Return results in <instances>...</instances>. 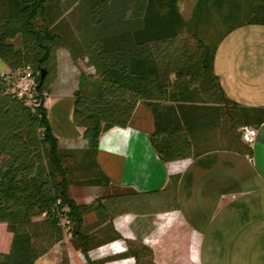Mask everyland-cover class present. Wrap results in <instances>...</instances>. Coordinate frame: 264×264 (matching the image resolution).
<instances>
[{
    "label": "trees",
    "instance_id": "trees-1",
    "mask_svg": "<svg viewBox=\"0 0 264 264\" xmlns=\"http://www.w3.org/2000/svg\"><path fill=\"white\" fill-rule=\"evenodd\" d=\"M180 1L0 0V61L8 68L0 74V240L3 232L10 235L6 248L0 244V264H36L66 237L86 257L123 238L106 199L77 204L69 189H121L97 162L100 140L127 128L140 103L153 113L150 141L164 164L219 150L253 157L242 128H260L264 107L228 98L215 60L231 33L264 26V0H197L188 20ZM61 49L91 70L81 74L72 112L83 148L62 147L45 106ZM27 68L37 83L36 106L14 89V74ZM180 177L171 176L165 189L135 192L140 209L134 213L177 207ZM111 202L118 206L115 198ZM90 215L94 220L86 223ZM126 242L124 252L88 264L130 258L156 264L150 247ZM61 264L70 261L64 256Z\"/></svg>",
    "mask_w": 264,
    "mask_h": 264
},
{
    "label": "crops",
    "instance_id": "crops-1",
    "mask_svg": "<svg viewBox=\"0 0 264 264\" xmlns=\"http://www.w3.org/2000/svg\"><path fill=\"white\" fill-rule=\"evenodd\" d=\"M263 46L264 26H246L231 33L216 55L215 73L226 96L246 107H264ZM79 75L71 54L61 49L58 52V76L46 97L45 106L51 127L64 148L86 146L83 131L72 122ZM154 129L152 111L145 103H140L127 128H115L102 136L97 162L111 184L148 193L165 189L170 177L179 174L181 177L173 195L177 207L173 204L165 206L154 214L179 213L186 223L190 222L205 234L201 251L204 264L252 262L247 255L250 251L253 262H262V253L259 256L256 250L260 244L257 234L264 232V124L258 128L252 158L219 150L197 159L167 164L159 160L151 144ZM177 163L179 166H175ZM154 214L144 216L152 218ZM116 219L113 221L115 229L123 232L128 240L139 234L148 244L154 234L155 222L151 220L146 222V228L131 222L128 230L123 231L117 226ZM173 223L166 227L174 226ZM176 227L178 224L174 229ZM129 233L132 236H128ZM3 235L8 243L10 235L4 232ZM125 250L119 244L110 254Z\"/></svg>",
    "mask_w": 264,
    "mask_h": 264
},
{
    "label": "rangeland",
    "instance_id": "rangeland-1",
    "mask_svg": "<svg viewBox=\"0 0 264 264\" xmlns=\"http://www.w3.org/2000/svg\"><path fill=\"white\" fill-rule=\"evenodd\" d=\"M196 2L197 0H181L179 2L181 13L186 20L190 18ZM261 49L264 50V46L261 47ZM65 50L69 52V50ZM75 64L79 69L80 77L82 73L89 74L91 72V70L86 66V63L84 61H77L75 62ZM5 66L6 65L0 61V74L5 72ZM76 128L81 131L80 128ZM53 132L55 134V131ZM175 166H179V164L177 163L175 164ZM119 188L121 189H117L115 187L99 189L88 187H70L69 195L77 204H85L86 202L94 198V200H96L97 198L106 199L107 202H105L108 204L110 210L114 213H112L113 221L114 219H116V217H118L116 216L117 213L122 212L123 210H128L129 213L123 214L118 219H116L117 226L119 227V229H123V231L128 230L129 224L131 222L136 226H140L141 228L142 226H145L146 228L148 226L146 222H149L150 220L152 222H155L154 234L148 239L149 245L145 243L143 237L139 234L133 235L134 239H130L129 241L136 245L144 244L150 247L153 250L154 262L156 264H204V262H202L201 251L203 249V240L205 238V234H201V232H199L190 222L186 223V221L182 219L184 217H180L179 213L176 212L169 214H159L158 216L154 214L155 216H153L152 218H146L144 215L135 214L134 212L139 211L140 209L139 206L136 205V201L138 200V198L135 195V192L138 191L131 187ZM114 198L117 201L118 206L111 204V201L114 200ZM119 198H121L122 200L130 199V201L133 202L130 204L121 203V199ZM151 205L152 204H150V206ZM93 220V215L87 216L85 218L86 223L93 222ZM173 221L174 226L178 224V228L176 227L174 229V226H172L173 228L166 227L167 224H170ZM119 233L122 234L123 237L121 240L115 241V243L113 242L110 245L103 247L102 249L92 251L89 254V257H86L84 253L73 249L69 241V237H66L63 243L64 245H58L57 247H55L54 250H52L49 254L40 259L37 264H61L62 258L64 256L69 259L70 264H88L90 260H103L111 256L109 254L113 252L114 247L116 250L119 244L123 245L126 249L129 248L128 243L126 242L128 240L127 237L123 235V232ZM128 236L132 235L129 233ZM257 240L260 244L259 249H257L256 251H258L257 255L262 253L261 256L259 255L260 261L262 260V262H253V258L251 257L252 251H247L248 260H251L252 262H243V264H264V232L262 234H257ZM0 242L2 247L6 248V246H8V243H6L5 238L0 240ZM111 246L113 248H111ZM106 247H110V249L108 248V250H103ZM256 251H253V253H256ZM249 257H251V259H249ZM134 262L135 259L130 258L126 259L125 261H113L107 264H133Z\"/></svg>",
    "mask_w": 264,
    "mask_h": 264
},
{
    "label": "built area",
    "instance_id": "built-area-1",
    "mask_svg": "<svg viewBox=\"0 0 264 264\" xmlns=\"http://www.w3.org/2000/svg\"><path fill=\"white\" fill-rule=\"evenodd\" d=\"M3 77L7 81L10 80V77L7 74H3ZM14 78L17 79L16 82H14L15 91H18L20 97H25L28 100V105L36 106L37 103L35 98V88L37 86V83L31 69L27 68L25 70L16 72L14 74ZM257 136L258 128L252 126L242 128L243 140L250 146H253V144L256 142Z\"/></svg>",
    "mask_w": 264,
    "mask_h": 264
},
{
    "label": "water",
    "instance_id": "water-1",
    "mask_svg": "<svg viewBox=\"0 0 264 264\" xmlns=\"http://www.w3.org/2000/svg\"><path fill=\"white\" fill-rule=\"evenodd\" d=\"M45 77V72H43V75H42V78H44Z\"/></svg>",
    "mask_w": 264,
    "mask_h": 264
},
{
    "label": "bare ground",
    "instance_id": "bare-ground-1",
    "mask_svg": "<svg viewBox=\"0 0 264 264\" xmlns=\"http://www.w3.org/2000/svg\"><path fill=\"white\" fill-rule=\"evenodd\" d=\"M258 261H259V259H258ZM257 263V262H256Z\"/></svg>",
    "mask_w": 264,
    "mask_h": 264
}]
</instances>
